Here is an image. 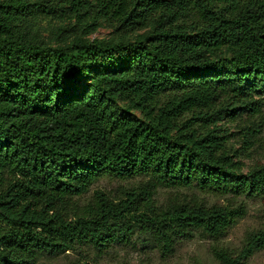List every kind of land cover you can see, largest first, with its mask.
<instances>
[{
  "label": "trees",
  "instance_id": "16d2710c",
  "mask_svg": "<svg viewBox=\"0 0 264 264\" xmlns=\"http://www.w3.org/2000/svg\"><path fill=\"white\" fill-rule=\"evenodd\" d=\"M66 13L120 39L31 41L27 22ZM263 119L264 0H0V264L68 251L80 257L64 264H90L136 231L163 254L196 233L219 241L243 205L156 195L264 198V163L241 159ZM104 178L141 182L116 198L93 190ZM262 249L264 230L213 251L246 264Z\"/></svg>",
  "mask_w": 264,
  "mask_h": 264
},
{
  "label": "rangeland",
  "instance_id": "374dc122",
  "mask_svg": "<svg viewBox=\"0 0 264 264\" xmlns=\"http://www.w3.org/2000/svg\"><path fill=\"white\" fill-rule=\"evenodd\" d=\"M25 25L30 31L29 38L31 41L45 45H66L78 36L89 39H120L119 35H114L113 29L107 25L106 20L97 17L96 14L83 22H79L75 15L69 13L49 17L43 16L29 21ZM93 25L97 29L93 28ZM148 31L149 29H143L128 37L129 39H135L138 35ZM134 114L139 116V112ZM236 126L237 123L234 121L224 120L219 123V127L224 129L223 133L237 131ZM261 135V138L255 140L253 144L246 145L248 148L244 150L245 154L241 157L246 165V170L257 163H264V119ZM231 140L236 149L242 146L239 136H234ZM140 182L141 179L123 181L104 178L94 186L93 190L102 189L112 197L118 198L123 196L121 193L122 187L137 186ZM93 190L89 196L92 195ZM171 197L198 198L210 205H231L233 207L243 205L245 214L229 228L226 235L219 241L196 233L192 238H184L179 241L172 253L163 254L158 248L147 244L144 241V235L140 231H136L130 236L129 241L114 244L109 252L103 256L91 252L90 257H88L90 264H220L214 255L215 246L228 248L229 251L236 254L244 247L248 233L264 230V198L262 197L223 196L192 189H160L156 195V201L158 204L164 205ZM67 253L70 254V257L63 254L48 258L43 262L46 264H64L69 259L80 257L77 251H68ZM246 264H264V249L255 253Z\"/></svg>",
  "mask_w": 264,
  "mask_h": 264
}]
</instances>
